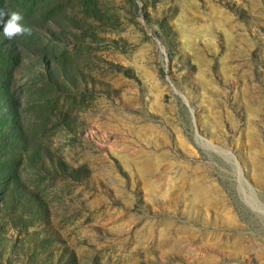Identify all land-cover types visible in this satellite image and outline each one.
I'll return each mask as SVG.
<instances>
[{
	"label": "rangeland",
	"instance_id": "1",
	"mask_svg": "<svg viewBox=\"0 0 264 264\" xmlns=\"http://www.w3.org/2000/svg\"><path fill=\"white\" fill-rule=\"evenodd\" d=\"M0 10V264H264V0Z\"/></svg>",
	"mask_w": 264,
	"mask_h": 264
},
{
	"label": "clouds",
	"instance_id": "2",
	"mask_svg": "<svg viewBox=\"0 0 264 264\" xmlns=\"http://www.w3.org/2000/svg\"><path fill=\"white\" fill-rule=\"evenodd\" d=\"M6 18V19H5ZM24 17L20 12L8 13L0 10V23L3 24V34L9 40L18 36H31L32 28L23 23Z\"/></svg>",
	"mask_w": 264,
	"mask_h": 264
},
{
	"label": "trees",
	"instance_id": "3",
	"mask_svg": "<svg viewBox=\"0 0 264 264\" xmlns=\"http://www.w3.org/2000/svg\"><path fill=\"white\" fill-rule=\"evenodd\" d=\"M117 69H119V71H123V72H126L127 74H130V71L128 70V69H125V68H123V67H121V66H117ZM77 171L78 170H76V169H73V172H75V173H77ZM90 175H88V179H87V182H86V184H88L89 182H90V177H89ZM86 180V179H85Z\"/></svg>",
	"mask_w": 264,
	"mask_h": 264
}]
</instances>
